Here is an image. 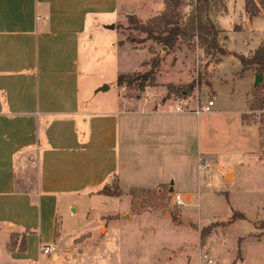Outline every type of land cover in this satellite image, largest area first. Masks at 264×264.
Here are the masks:
<instances>
[{"label": "crops", "instance_id": "obj_1", "mask_svg": "<svg viewBox=\"0 0 264 264\" xmlns=\"http://www.w3.org/2000/svg\"><path fill=\"white\" fill-rule=\"evenodd\" d=\"M234 2L225 0L219 15L210 13L220 28L219 36L225 35V45L228 37L221 25L223 19L234 16L231 26L241 31L236 27H248L264 14L263 8L250 18L245 0L239 11ZM144 5H150L147 16L139 14L146 7L135 6L130 0H0V237H5L0 250L11 259L6 260L9 264H33L26 259L27 252L9 253L7 245L13 233H24L18 228L19 219L26 208H36L37 203L39 214L51 205L58 213L62 197H105L97 192L113 180L126 198L134 188L153 190L167 183L174 194L196 189L184 188L182 178L172 175L190 169L202 174L200 158L209 153L203 151L201 125L195 120L199 115L161 109L175 104L170 101L160 105L154 99L117 100L106 110L90 95L83 99L85 76L90 78L89 89L95 90L104 85L96 76L101 73V80L102 72H110L118 90L125 89L118 85V77L133 69L128 68L131 57L115 27L125 9L149 20L163 7L161 0H148ZM224 57L221 55L219 62ZM256 75L254 69L239 73L252 80ZM165 76L164 71L159 72L156 83L181 84L177 74L174 81L163 80ZM253 89L254 85L251 92ZM172 114L179 117L171 118ZM140 149L149 156L147 162L172 165L173 174L134 182V162ZM210 156L218 157L215 153ZM229 171L233 181L235 171ZM197 186L199 193V180ZM188 198L191 202L192 193ZM46 245L55 246L41 247Z\"/></svg>", "mask_w": 264, "mask_h": 264}, {"label": "rangeland", "instance_id": "obj_2", "mask_svg": "<svg viewBox=\"0 0 264 264\" xmlns=\"http://www.w3.org/2000/svg\"><path fill=\"white\" fill-rule=\"evenodd\" d=\"M130 1L135 6L146 7L139 14L148 15L150 5H144L148 0ZM165 3L166 0H161L163 7L157 11V16L165 11ZM233 4L239 11L244 0H235ZM223 6L225 0H220L213 6L211 15L221 14ZM132 17L138 23L151 20L125 9L115 27L121 34L122 46L127 45L126 54L131 57L128 68L133 71L126 75L130 83L124 85L123 92L119 91L114 74L102 72L104 79H99L101 73L96 79L111 89L96 93L100 86L89 89L90 78L85 76L83 99L90 95L96 105L106 110L112 109L111 105L117 100L154 99L160 105L179 101L182 106L196 109L212 99L215 102L213 113L201 114L195 120L201 125L203 151L218 157L215 160L207 153L202 155L210 161V168L199 174L200 177L192 169L173 174L172 165L161 167L157 162H147L149 156L142 149L137 150L133 169L137 171L134 176L137 184L152 179V175L154 178L173 174L177 180L182 178L184 188L190 186L193 190L196 186L194 191H180L184 196L182 207L174 205V193L167 183L149 192L146 189L145 193L136 192L138 198L131 197L130 191L126 193L129 198L124 196V191L120 197H114L121 200L62 197L58 213L53 205L44 206L42 214L38 212V203L36 208H26L18 227L23 232L28 231L26 259L33 264H200L201 257L207 253L216 264H264V230L261 229L264 223V88L251 92L255 78L239 76L242 63L238 58L240 55L248 57L264 45V14L248 27L245 24L236 27L241 31L231 26L234 16L221 21L228 39L225 45V35L221 34L219 45L229 53L221 62L220 54H208L195 37L180 38L175 47L168 50L137 30ZM154 60L159 62L158 67H152ZM162 71L166 73L163 80L174 81L177 74V83L181 84H172L171 92L169 84H157V75ZM149 72L153 73V80L142 90L137 77ZM153 87L158 88L153 90ZM250 92L253 97L247 105ZM192 104L195 108L190 106ZM161 109L176 111V105ZM229 168L235 171L233 181ZM198 180L202 188L199 193ZM108 185L111 190L117 186L115 180ZM189 193L193 196L191 202ZM234 211L243 213L248 220L227 226ZM203 229L210 234L201 240ZM15 234L20 235L17 240L20 243L24 233ZM4 238L0 237V248ZM44 244H54L56 250L45 256L41 252ZM7 251L12 252L9 243ZM6 260L11 259L0 250V264H9Z\"/></svg>", "mask_w": 264, "mask_h": 264}, {"label": "trees", "instance_id": "obj_3", "mask_svg": "<svg viewBox=\"0 0 264 264\" xmlns=\"http://www.w3.org/2000/svg\"><path fill=\"white\" fill-rule=\"evenodd\" d=\"M219 2L220 0H199L196 15H192L184 27L180 25L181 15L179 11L183 5V0H166L165 11L161 15L152 18L149 22L138 23V21L133 17L131 18V22L135 25L137 30L147 35V39H154L158 44L168 48V50L173 49L180 38L190 40L198 36L201 44L206 48L208 54L215 52L222 56H227L229 53L222 49L219 45V30L210 18L213 6L218 5ZM263 8L264 0H245V11L250 18L258 16ZM158 30L160 31L158 32ZM238 58L242 63V72L254 69L257 75H262L264 77V45L260 46L251 56L245 57L240 55ZM158 65V61L154 60L152 62V67H158ZM152 77V72L139 75L137 77V79L141 80L140 87L142 90L148 86L146 85L148 81L153 80ZM127 79V76L120 75L117 80L118 85L123 86L130 83ZM168 88L170 92L174 89L172 85L168 86ZM263 88L264 83L255 88L254 92L260 91ZM147 191L149 192V190ZM136 192L145 193V189L134 188L130 191L129 195L133 198L140 197L136 194ZM98 193L99 195L105 197H120L122 190L118 185L116 186V189L111 190L109 185L105 184ZM238 220L248 219L243 213L234 211L231 220L227 221L226 224L228 226ZM261 229L264 230V223H262ZM27 232L28 231L24 232L20 243L17 241L20 236L19 234L13 233L11 235L9 246L11 247L12 252H26ZM200 233L201 240L205 239V237L210 234L209 232L207 235L206 229H203Z\"/></svg>", "mask_w": 264, "mask_h": 264}, {"label": "built area", "instance_id": "obj_4", "mask_svg": "<svg viewBox=\"0 0 264 264\" xmlns=\"http://www.w3.org/2000/svg\"><path fill=\"white\" fill-rule=\"evenodd\" d=\"M199 0H183V5L180 8V25L184 27L189 18L192 15H196V11L198 8ZM196 40L199 41L198 36L195 37ZM176 106V111L181 114H187V113H193L195 115H201V114H209L213 112V108L215 107V102L214 100L210 99L208 100L207 103H205L203 106H198L196 109H190L187 106H182L179 101L175 103ZM259 124H261L259 122ZM210 168V161L206 159L205 157L200 158V165H199V171L201 173H206ZM173 203L177 207H182L184 206V197L181 194H174L173 196ZM56 250L55 246L52 245H46L43 246L41 249V252L44 255H51L54 251ZM201 263L200 264H216V260L211 257L209 254L205 253L201 257ZM240 264V262L236 263Z\"/></svg>", "mask_w": 264, "mask_h": 264}, {"label": "water", "instance_id": "obj_5", "mask_svg": "<svg viewBox=\"0 0 264 264\" xmlns=\"http://www.w3.org/2000/svg\"><path fill=\"white\" fill-rule=\"evenodd\" d=\"M132 13L134 11H131ZM264 81V77L262 75H256L255 76V83H254V88H257L260 84H262ZM109 86L108 85H103L101 86L97 92H106V91H109ZM171 192L173 191V189L170 190Z\"/></svg>", "mask_w": 264, "mask_h": 264}]
</instances>
